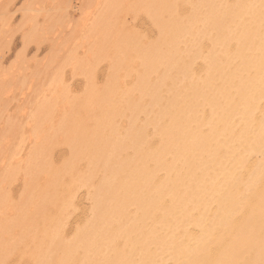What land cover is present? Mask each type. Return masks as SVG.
I'll return each instance as SVG.
<instances>
[{
    "label": "bare ground",
    "instance_id": "1",
    "mask_svg": "<svg viewBox=\"0 0 264 264\" xmlns=\"http://www.w3.org/2000/svg\"><path fill=\"white\" fill-rule=\"evenodd\" d=\"M16 1L0 2V38L19 11L23 48L56 40L81 8L87 48L8 77L31 92L21 118L0 39V130L18 129L0 150V264H264V0ZM80 188L89 211L70 233Z\"/></svg>",
    "mask_w": 264,
    "mask_h": 264
},
{
    "label": "rangeland",
    "instance_id": "2",
    "mask_svg": "<svg viewBox=\"0 0 264 264\" xmlns=\"http://www.w3.org/2000/svg\"><path fill=\"white\" fill-rule=\"evenodd\" d=\"M3 0H0V2ZM23 0H17L16 5L18 6ZM82 1V2H81ZM87 2V0H85ZM83 0H76V2L80 5H84L86 2ZM50 2H47V7L50 6ZM87 4V3H86ZM85 4V5H86ZM15 5V8L17 7ZM84 5V6H85ZM14 8V7H13ZM84 8V7H83ZM81 8H68V16L70 18V26L66 28L63 32H60L57 34L58 36L55 35V39L59 40H50L49 37H37V41H30L29 45L27 48H23L22 46V33L23 31H20L19 27V21H20V12L15 11L13 13V18L10 21V25L6 27V30H3V34L1 35L2 37L0 38L3 45H7V49L3 52V56L1 59V66L2 70L4 71V74H6L5 78L8 80L9 87L7 90V99L9 100V109L8 113L12 114L20 108L21 112H19L18 116L22 118V115L24 116L25 112H28L30 110V106L27 104L28 100V95H31V92L23 90L22 87L19 85H15L12 83V80H10L12 77H17L20 78L22 76L26 77L27 79L30 80L32 71L34 70L35 66L37 63H40L41 61L48 60L49 67L55 68L53 66H50L51 64H54L56 66V59L53 58L54 60L51 59L50 57V50H56L58 58L64 57L66 54L69 53V51L72 49V45L74 42L79 43V46L77 47V54L78 55H84L86 51V45L85 41L87 40L86 38H83L80 34V31L78 30V25L79 22L81 21L82 18V13H81ZM45 10H42L39 17L38 21L39 23L42 22L44 16ZM80 20V21H79ZM137 21V20H136ZM1 26V25H0ZM136 29L147 32L149 34H153L151 32L152 30L150 29L148 25V21L144 18H139L137 21V26ZM22 30V29H21ZM74 42H73V40ZM55 41V42H54ZM39 43V44H38ZM58 45H55L57 44ZM55 45V46H54ZM39 46V48L37 47ZM4 49V48H3ZM19 49L25 50L24 56L22 61L20 62H14V57L16 55V52L19 51ZM55 52V51H54ZM54 53V54H56ZM48 58V59H47ZM52 61V63H51ZM55 61V63H53ZM51 69V68H50ZM106 69L108 67L106 66L105 62H102L98 64L96 67L97 71V81L100 82L104 74L106 72ZM44 75V74H43ZM42 75V76H43ZM12 76L10 79L8 77ZM47 77V76H46ZM44 79V76H43ZM64 81L69 87V90L74 93L78 94L80 91H82V88L85 84V78L83 75H80L79 73L74 74L72 73V68L70 65L65 66L64 70ZM102 82V81H101ZM22 88V89H21ZM26 92V93H22ZM5 97V95H3ZM38 96V95H37ZM25 102V103H23ZM23 105V106H22ZM17 108V109H16ZM24 109V110H22ZM16 115V114H15ZM2 126V125H0ZM16 128L13 129L12 133L7 135L6 133L1 132L0 130V150L1 153L5 149H13V145L15 143L14 135L17 133ZM8 131V130H7ZM16 132V133H15ZM6 134V135H3ZM6 137V138H5ZM13 137V138H11ZM10 142H9V141ZM31 144V143H30ZM27 144V145H30ZM24 148H26L24 144ZM55 152L53 153L52 158L54 159H60V151L64 152L61 147H58L57 145L55 146ZM257 161L260 159L259 156L256 157ZM22 180L20 178H17L15 181H13L10 186H9V193L13 197V199L17 200L18 197H20L19 193L22 190ZM76 196V197H75ZM74 196V204H75V209L70 213L71 215L68 216V220L65 222V228L66 230H69L71 233L73 229L76 226H79L83 223V220L86 218L88 211H89V206H90V201L87 196V191L83 188H80L77 193H75ZM76 199V200H75ZM11 264V263H10Z\"/></svg>",
    "mask_w": 264,
    "mask_h": 264
}]
</instances>
